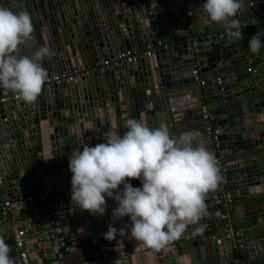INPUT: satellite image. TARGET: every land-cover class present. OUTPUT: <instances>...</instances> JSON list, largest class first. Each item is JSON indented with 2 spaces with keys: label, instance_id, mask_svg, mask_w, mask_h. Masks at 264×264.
<instances>
[{
  "label": "water",
  "instance_id": "water-1",
  "mask_svg": "<svg viewBox=\"0 0 264 264\" xmlns=\"http://www.w3.org/2000/svg\"><path fill=\"white\" fill-rule=\"evenodd\" d=\"M20 1L11 10L30 13L33 33L19 55L48 47L53 53L43 61L48 77L79 68L89 73L43 89L32 104L20 100L0 107V228L8 229L0 237L15 264L9 237L16 222H23L18 229L29 264H264V90L252 84L257 78L248 71L224 74L246 66L250 55L236 43L255 33L229 38L222 24L206 21V0ZM259 3L248 0L243 9L251 14L252 8L264 7V1ZM5 7L10 8L7 0ZM137 37L144 48L157 42L165 47L133 63L91 69L117 53L138 49ZM4 91L9 90L0 87ZM202 104L208 107L207 124L218 130L216 146L204 131ZM128 119L164 127L171 137L198 131L212 153L226 158L219 165L231 163L217 188L206 194V216L155 250L128 234L103 238L113 223V201L103 216L75 206L27 214L35 208L34 198L47 200L41 204L45 208L61 204V194H70V154L84 144L104 143L109 131L122 136ZM12 141L14 146L5 149ZM52 189L58 193L53 198ZM3 202L17 219L3 222ZM125 225L129 217L113 224L118 229Z\"/></svg>",
  "mask_w": 264,
  "mask_h": 264
},
{
  "label": "clouds",
  "instance_id": "clouds-1",
  "mask_svg": "<svg viewBox=\"0 0 264 264\" xmlns=\"http://www.w3.org/2000/svg\"><path fill=\"white\" fill-rule=\"evenodd\" d=\"M242 7L243 0H206L202 11L206 21L222 24L226 35L238 40L243 38L238 18ZM32 33L30 13L0 7V87L27 104L40 96L48 78L43 61L53 56L44 46L31 56L19 55L20 46ZM262 36L264 31L248 41L251 53L264 49ZM125 127L122 136L109 131L104 143L84 144L82 150L70 154V201L79 210L103 216L106 197L114 200L113 223L103 238L112 241L128 234L146 247L160 250L207 215L206 194L217 188L222 176L214 153L200 141L198 131L171 137L166 128H150L137 119L126 120ZM14 143L4 148L10 149ZM132 179L139 180L142 187H134L129 182ZM124 217L130 218V225L113 226ZM9 252V245L0 237V264H15Z\"/></svg>",
  "mask_w": 264,
  "mask_h": 264
},
{
  "label": "crops",
  "instance_id": "crops-1",
  "mask_svg": "<svg viewBox=\"0 0 264 264\" xmlns=\"http://www.w3.org/2000/svg\"><path fill=\"white\" fill-rule=\"evenodd\" d=\"M5 1L6 0H0V7H5ZM7 1L9 3L10 9L12 8V5H15V3H16V2H14L15 0H7ZM263 1L264 0H260L261 3H259V4H263ZM18 2L21 5L22 1L18 0ZM247 2H248V0H243L244 8L248 5ZM255 4H258V3L256 2ZM253 15L258 19L257 21H254V19L252 17ZM238 17L240 18V20L242 22L246 23V24H242L241 25L240 31L242 33L254 32L255 35H256L258 32L264 31V7H254V8H252L251 9V14H249L246 11H244V9L242 7V9L240 10V12L238 14ZM252 37H253V35L247 34L245 40L236 43V47H242L243 48V53H245V55H250L249 56L250 58L246 61V66H244L242 68H238V69L232 70V71H229V72H226L224 74H227L228 76L231 77L232 75H234V72H236V71L244 70L245 72H247V70H249L248 73H250L251 77L257 78L255 82H252V84H255V86L257 88L263 87V90H264V49H261L260 53H258V54L251 55L250 54L251 51H250V47H249L248 41ZM261 40H262V42H264V36L261 37ZM135 42H136V44H137V42H139L138 43V47L139 48L135 49L134 51L131 50V52L134 53L135 55H141L145 48L142 46V44H141L140 40L138 39V37L136 38ZM161 45H164V44L161 43ZM158 49H161V47H156L155 46L154 48H151V53H155ZM104 68L105 67L102 66L101 62H98L91 69H93V70H95V69L103 70ZM192 70H197L196 66H194L192 68ZM252 70H254V71L252 72ZM214 155H215V157L219 158L218 162H221V161L226 159L224 157H221V156L217 155L215 152H214ZM260 163H262V162H260ZM221 165L224 168L226 166H228V168H230L231 163H225V164H221ZM225 173H227V171H224L223 174H225ZM260 175H264V171L261 172ZM1 181H2V178H1ZM132 185L134 187H141V183H139L138 181H134ZM57 195H58V193L54 192V190L52 189L50 197L53 198L54 196H57ZM106 201L109 202V201H111V199L106 198ZM46 202H47V200H44V199L42 200V203H46ZM42 203L37 198H34L35 208H34L33 211H36L37 215H43L46 212H48V211H50V210H52L54 208H60V207H65V206H73V207L75 206L73 209H79V207L77 205H75L72 201H69V200L62 201L61 204H53L52 207H47V208L42 207V205H41ZM41 207H42V209H41ZM69 210H64V211L66 212V211H69ZM33 211H27V214L28 215H33L32 214ZM69 212H71V211H69ZM13 213H15V211ZM13 213L11 214L10 211H9V213L6 216H4L3 222H7L8 223L10 221V219L14 220V219H17L19 217V215H15ZM36 216H34V217H36ZM35 219H37V218H35ZM21 224H23V222H16L15 224L12 225L13 226L12 229L13 228H15V229L20 228ZM7 230H8L7 226H2L0 228V232L1 233L4 232V231H7ZM11 239H12V237L10 236L9 237V242L11 241ZM174 245L176 246L177 244H174ZM12 248H13V242H12ZM191 250H193V249H191ZM185 258H186L185 262L189 263L191 261V256L190 255L186 254Z\"/></svg>",
  "mask_w": 264,
  "mask_h": 264
},
{
  "label": "built area",
  "instance_id": "built-area-1",
  "mask_svg": "<svg viewBox=\"0 0 264 264\" xmlns=\"http://www.w3.org/2000/svg\"><path fill=\"white\" fill-rule=\"evenodd\" d=\"M155 46L161 47V48L165 47V45H161L160 42H157L155 44ZM151 48L152 47L147 45L141 55H135L131 51L120 52V53H117L112 59L102 61L101 64L105 68H109V67H117L121 63H133L136 60V58H138V57L149 58L152 54ZM247 71H249V70H247ZM253 71L254 70H252V72ZM88 73H89L88 69L79 68V69H72L70 72H68L66 74L48 77L43 89H47L51 86H60L63 84L75 82L80 77L86 76ZM191 74L195 75L196 70H191ZM18 101H20V99L17 97L16 94L12 93L11 91H4V92L0 93V107L4 106V105H8L10 103H16ZM199 109H200V113L202 115V119L206 122V125L204 127V131L210 136V139L212 140L213 145L216 146L215 138L218 135V130L211 128L207 124L208 121L210 120V117L208 114V107L205 104H202L199 107ZM216 160H217L218 167L220 170V175H222L224 173L225 169L222 165H219V162H218L219 158L218 157H216ZM136 181L141 183L139 180H136ZM129 182L131 184H133L134 180L132 179ZM0 183H1V178H0ZM61 198H62V201H65V200L70 201V194H61ZM111 201L115 202L112 199H111ZM8 213H9L8 203L3 202L1 214L3 216H6ZM32 214L34 216H36L37 212L33 211ZM221 218L223 219L224 216H221ZM12 232H13V236H12L13 251H14L16 262H17V264H28L27 251H26L24 244H23L22 232L19 229H15V228L12 229Z\"/></svg>",
  "mask_w": 264,
  "mask_h": 264
}]
</instances>
